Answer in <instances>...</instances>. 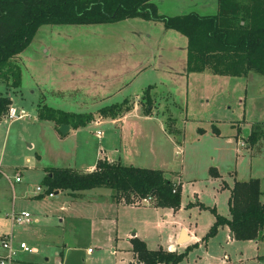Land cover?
<instances>
[{"label": "rangeland", "instance_id": "obj_1", "mask_svg": "<svg viewBox=\"0 0 264 264\" xmlns=\"http://www.w3.org/2000/svg\"><path fill=\"white\" fill-rule=\"evenodd\" d=\"M154 3L159 13L168 16L217 13V0ZM36 37L14 60L20 68L21 86L11 104L29 118L0 119V242L3 234L11 232L6 214L14 210L38 219L15 226L11 232L15 241L33 249L18 253L19 264H26L23 260L30 264H125L131 238L142 240L131 232L142 231L147 246L154 249L167 232L181 224L205 241L188 244L189 249L178 247V254L184 253L177 264H198L205 247L209 254H216L218 245L224 243L225 229L219 225L213 235L206 234L214 214L228 212V192L221 190V179L233 186L235 181L257 178L264 202V135L249 145L237 127L252 122L249 135L252 124L264 120V77L253 72L244 77L204 71L170 73L173 66V71H180L178 62L187 39L160 21L128 18L105 24L42 25ZM169 38L180 46L176 51L181 54L167 55V50L175 51V43L166 41ZM132 60L140 67L156 62L170 70L164 73L148 67L133 75L125 67ZM186 72L190 71L186 68ZM0 90L7 91L3 81ZM146 91L151 99L148 114ZM137 97L140 107L127 116L123 128L111 122L114 118L97 113L125 98H129L131 111L130 101ZM41 99L65 111L93 113L94 119L60 134L52 122L38 119ZM100 148L106 152L117 149L123 165L177 170L181 176L179 207L116 204L105 187L82 190L76 197L65 190L53 197L46 195L41 181L47 167L79 168L95 161ZM16 174L20 175L18 182ZM38 186L43 190L36 194L40 198L34 196ZM239 244L226 249L235 251Z\"/></svg>", "mask_w": 264, "mask_h": 264}, {"label": "trees", "instance_id": "obj_2", "mask_svg": "<svg viewBox=\"0 0 264 264\" xmlns=\"http://www.w3.org/2000/svg\"><path fill=\"white\" fill-rule=\"evenodd\" d=\"M217 13L200 15L189 12L168 16L158 12L153 0H0V83L7 90L20 89L17 56L31 43L42 25H86L113 23L127 18L160 21L187 38V71L244 77L249 72L264 77V0H217ZM150 110L148 92L144 93ZM11 99L0 90V119ZM128 100L105 105L99 116L115 118L128 111ZM39 120L54 121L83 127L94 119L93 113H75L37 104ZM245 138L249 145L264 135V120L252 124ZM41 184L45 193L75 191L105 187L111 190L116 203L138 205L150 197L152 206L177 209L180 205V185L168 179L160 169L123 165L99 159L92 171L68 167H47ZM214 175L216 173L214 172ZM257 178L235 181L228 200L229 217L215 213V221L206 236L213 235L219 225L226 224L237 240L260 236L264 227V204L261 203ZM132 251L144 264L178 262L182 254L160 249L149 250L145 243L131 238Z\"/></svg>", "mask_w": 264, "mask_h": 264}, {"label": "crops", "instance_id": "obj_3", "mask_svg": "<svg viewBox=\"0 0 264 264\" xmlns=\"http://www.w3.org/2000/svg\"><path fill=\"white\" fill-rule=\"evenodd\" d=\"M153 1H156V0H153ZM196 5H199V4H196ZM216 10H217V4H216ZM124 20H126V19H124ZM121 21H123V20H121ZM113 23H115V22H113ZM99 24H105V23H99ZM86 25H88V24H86ZM36 38L37 37H36V33H35V35L33 37V40L36 39ZM148 38H150V36H148ZM172 38H175V37H172ZM166 41L168 42V44L170 42H174L175 43V45L173 47V49L175 51H171V50L168 51L167 50V53H168L167 55H171L174 52L175 53L178 52V53L181 54L182 51L181 52L176 51L177 49H179L180 46L176 45L177 43H176V41L174 39L173 40L166 39ZM182 50H183V52L180 55V60L178 62L180 71H176V70L173 71V67L174 66L171 67V70H170V68H168L169 66L161 65V64L156 63V62H153L152 64L148 63L147 65H145L143 67H140V66H138V63L135 60H132V61H130V63L125 64V67L127 69H130V72H132L133 75L140 74L142 71H144V69H146L148 67H150L152 71H156V70L158 71L159 70V71H164V73L165 72L168 73L169 72L168 70H170V73L174 72L175 74H185V75L186 74L189 75L190 73L191 74L202 73V72H188V73L186 72V68H187V48L185 49V47L183 46ZM204 72L212 74L211 72H209L207 70L204 71ZM250 73H252V72H249L248 74H250ZM248 74L246 76H248ZM212 75L219 76L217 74H212ZM121 87H122V83L119 84L118 88H121ZM36 88L38 89L37 92L39 94H41V92H40L41 88H40V86L38 84H37ZM2 92H6V94L10 97L12 103H14L13 102V95H16V94L18 95L19 94L18 90H16L15 93H14V91L12 89L11 90H7V91L5 90V91H2ZM110 92H112V91H108L107 94H109ZM125 99L128 100L129 98H125ZM131 99H133V98H131ZM41 101L43 103L42 99H41ZM138 102H139L138 97L134 98L132 101H130V103L133 104L131 106L132 110L131 111H125L124 113H122L117 118L111 119V122L118 123L123 128L125 126V124L127 123V121H126L127 116L132 111H138V109L140 107V105H138L139 104ZM108 105H110V104H108ZM56 108H58V107H56ZM58 109H60V108H58ZM148 116L149 115H146V116H144V118L148 119ZM97 117H99V116H97ZM98 119H100V118H98ZM98 119H95V123L97 121H99ZM50 122H52L54 124V127L58 130L59 126H57L54 121H50ZM251 123L252 122H242V123L237 124V127H238V129L240 131L239 133L243 134V132H242L243 128H245V127L248 128L249 125H251ZM71 129H72V127L69 126L68 132ZM99 151H100V154L97 156V159L95 161H92L89 164H84L83 163L79 168H77V167H68V168H73V169H76V170L89 172V171H92L95 168L96 162L99 159H106L109 162H121V156L118 155L119 151L117 149H114L113 151L106 152V151H104V150H102L100 148ZM113 154H115V156ZM76 162H77V160H76ZM78 162H79V160H78ZM160 170H162V169H160ZM162 171L164 172V175L168 179L173 181L175 184L181 185V176H180V173L177 170L166 169V170H162ZM44 173H45L44 175L47 174V172H45V170H44ZM223 184H224V186H223ZM225 188H227L226 190L228 192L227 193V198H226L227 199V211L228 212L225 215L224 214H220V213H217V214L228 218L229 217L228 200H229V196H230V188H232V185H229L224 179H221V190H223ZM65 191H68V190H65ZM55 193H57V192H54V194ZM68 193H69V195L76 197L80 193V191H75L72 194H71L70 191H68ZM261 193H260L259 199H260L261 203L264 204V202L261 200ZM34 196L37 197V198L41 197V195H36V194H34ZM110 199L112 200L111 194H110ZM113 202L116 203L115 201H113ZM116 204H120V203H116ZM128 205H130V204H128ZM148 206L152 207V205H148ZM203 206L205 208H207L209 205L208 204L207 205H201V207H203ZM153 207L154 208H166V207H155V206H153ZM210 208H214V210H215L214 206H211ZM12 211H14V210H12ZM8 214L9 213L6 214L7 218H8V216H7ZM163 218H166V216H163ZM8 220L10 222V229H11V232H12L13 228L15 226H18V225H12L9 218H8ZM214 221H215V214H214V219H212V221H210V226H212ZM37 222H38V219L35 218L34 220L31 219V222H29V223H37ZM29 223H26V224H29ZM162 223H163L162 221H159L157 223V225L159 227H161ZM221 227H223L222 229H225V240H224V243L223 244L220 243L218 245V247H217V251L218 252L216 254H209L208 251H207V247H205L204 255H203V257H200L198 264H264V227L262 228L260 236L258 238L251 239V240H243V241H245V242L242 243L243 245L239 244L237 239L234 238L232 231L229 229V227L226 224L221 225ZM3 235H5V234H3ZM129 235H131V236L136 235L139 238H141L142 241L145 243L147 249H149V250H157V249L161 248L162 250L169 251V252H175L176 254H178L179 251L181 250V249H179V251H178V249H177L178 247L182 248V247L187 246V249H189V245L188 244H191V243L194 242L193 245L197 246V245H201L205 241V239H203V238L199 239V236L192 229H189L188 227H186V226H184L182 224L179 225L176 229L167 232L165 234L164 238L162 239L163 243H160L154 249L147 246L148 239H147L146 235L142 231L134 230ZM234 243H238L239 245H241L240 248L236 249L235 251L226 249V247H230V245H232ZM207 244L208 243H206V246H207ZM244 246H245V248L241 249ZM114 251H115L114 247L111 246V253H114ZM128 251H129V257L126 260H124V261L126 262L125 264H132V261H133V259L135 257V254L132 251V246H131V248ZM87 252L91 253L92 251L90 250V248H88ZM183 253L184 252H181L180 254H183ZM21 262L26 263V264H30L31 263V262H27L25 260H23ZM19 263H20V260H18L16 258L15 264H19ZM42 264H47V263H42Z\"/></svg>", "mask_w": 264, "mask_h": 264}, {"label": "built area", "instance_id": "obj_4", "mask_svg": "<svg viewBox=\"0 0 264 264\" xmlns=\"http://www.w3.org/2000/svg\"><path fill=\"white\" fill-rule=\"evenodd\" d=\"M6 119L9 120H14V119H23L25 117L29 118V114L26 113L22 108H17L13 104H11L7 111L6 114L4 115ZM96 135L98 137L101 136V132L97 131ZM244 141H240V145H244ZM14 180L16 182L20 181V175L16 174L14 175ZM43 190L41 187H36L35 194L41 193ZM48 197L54 196L53 192L46 193ZM137 203L140 204H145V205H150L151 204V199L150 197L142 198L139 200ZM8 218L11 221L12 225H22L25 223H28L31 218L30 214L28 212H15L11 211L9 213ZM33 249L29 248L25 242L23 241H15L13 238L12 233L5 234L2 236L1 242H0V264H15L16 258L18 256L19 252H31ZM132 264H144L143 261H139L133 259ZM157 264H177V262H158Z\"/></svg>", "mask_w": 264, "mask_h": 264}, {"label": "water", "instance_id": "obj_5", "mask_svg": "<svg viewBox=\"0 0 264 264\" xmlns=\"http://www.w3.org/2000/svg\"><path fill=\"white\" fill-rule=\"evenodd\" d=\"M58 130H59V132L61 134H66L68 132V130H69V125H67V124H61V125H59ZM248 131H249L248 128H243V135L245 137L248 136Z\"/></svg>", "mask_w": 264, "mask_h": 264}]
</instances>
